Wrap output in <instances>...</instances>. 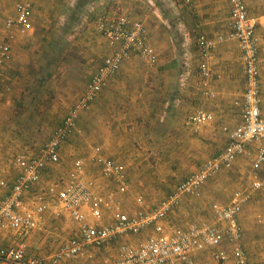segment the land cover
I'll list each match as a JSON object with an SVG mask.
<instances>
[{"label": "crops", "instance_id": "0c3cea01", "mask_svg": "<svg viewBox=\"0 0 264 264\" xmlns=\"http://www.w3.org/2000/svg\"><path fill=\"white\" fill-rule=\"evenodd\" d=\"M23 1L1 0L0 2V43H7L11 51L10 60L0 67L2 72L0 87L6 79L5 74L7 68H10L9 64H15L17 62L15 57H19L17 55L18 51L14 47V43L15 45L17 43L11 40V37L15 35L19 38L20 35L18 34L20 32L14 26L7 25V20L16 17L15 6L17 3ZM71 1L33 0L28 32L25 34L21 33V35L24 37L32 36L36 28V25H34V13L37 14L38 7L40 8L39 15L42 19L46 20V17H49V13L52 10L53 13L56 11L54 4H63L66 7ZM183 2L189 4L187 7L188 14L180 16L186 21H191V23L187 22L189 29L195 24L196 28L200 26L204 31L191 30L194 31V38L192 40L187 38L186 41L188 40L191 48L195 47L196 50L194 56L191 57V49L187 54L189 48H186L185 56L188 59L191 57L192 61L190 59V62L188 61L186 64L183 63L181 65L182 63L175 61L174 57L164 58V53H169L172 47L171 39L167 35L168 32L165 31L166 23L162 21L163 24H160V27H158V22V26H154L150 22L158 9V5H156L157 7L155 6L154 10L153 7L148 5L147 12L143 1L141 3L144 7H140V3L131 0L117 1V5L119 6L120 4L118 8L120 11L117 9L119 11V15L117 16H124L131 21L143 23L147 31L148 42L154 49L156 56L157 53L159 55L158 61L156 60L157 66L152 67V63H149L145 59H138L136 55L131 59H125L121 63L118 72L109 79L106 86L92 102L90 108L80 114L77 126L80 130L79 133L72 135L63 143L60 149L61 160L66 147H68L69 143H74L71 141L75 140L76 145L72 147L74 157L68 159L65 167L56 168V172L63 170L68 175H66V179H62L63 184L76 173L74 163L77 159H80L83 166L78 176L84 180H92L95 185L94 190L98 194L112 195L119 199L122 204V210L129 215L140 209L135 202L138 195L149 197V199H158L163 195L168 197L176 190L183 179L196 172L205 161L221 153L227 142L225 131L232 129L240 121V107L235 106L234 103L242 97L245 88V76L238 44L235 41L225 39L231 30L230 6L227 0H183ZM244 3L248 15L259 20L255 29V35L258 39L259 57L262 62L260 96L262 104H264V21H262V19L264 20V0H244ZM128 5L129 7H127ZM95 10L97 13L102 10L112 12V6L109 4V0H106L105 4L98 0ZM57 11L59 10L57 9ZM9 13L13 14V17L9 18ZM189 13L194 18H190ZM59 14L61 15V12ZM178 14H181V12L178 11ZM156 16L159 17L158 14ZM56 18L62 19L63 16L58 17L57 14L52 20ZM2 21L4 25H2ZM90 29L91 25L80 32L82 29L79 26L76 31L77 33H74L76 37L80 36L83 39H90L88 43L96 45L99 48V50L93 51L95 53L93 56H87L84 64L81 63L79 65L78 75L73 76V73L77 70V66L75 62L71 66V60L69 59H51L48 61V66L52 67V69L57 68L64 74L67 71L66 67H68L69 73L66 79L70 82L68 81L65 89H71L70 86H72L74 81L79 82L74 85L75 88L73 90L71 89L75 92L72 97L75 101L82 95L86 83L96 73L104 58L111 53V48L106 39L101 34H99L101 37L99 35L96 36L95 33L92 34ZM65 31V34H68L70 28L68 27ZM181 32L183 36L187 35V31L183 27L181 28ZM200 36H204L214 43V47L207 53L200 52L197 47L196 42ZM76 37H73L74 39L67 44L66 50L72 48L73 42L77 41ZM218 37H223V41H218ZM194 41L195 44H192ZM101 42L104 44L103 47L100 46ZM89 44H85L86 48L89 47ZM105 47H107V53L102 54L100 51L105 50ZM40 49V51L37 49L36 52L42 51L46 54L47 49L45 47ZM48 52L49 54L54 52L52 47ZM94 56L98 59L102 56L100 63L96 65L97 68H95ZM37 62L40 63L38 60ZM201 63H205L208 68L209 76L207 78L201 76L199 69ZM18 68L21 69V65ZM69 68L72 70H69ZM199 80L202 81L205 90L214 91V96L208 98L214 99L208 102L207 108L205 107L206 110L211 111L213 119L197 133L187 123V116L196 109L203 110L201 105L196 104V101L202 102V98L198 97L197 92V82ZM16 97L17 94L7 86H5V89H0V175L3 178L8 177L7 180L9 181L14 179L18 173V169L14 165L15 171L7 165L4 153L8 152V147H28L17 139L19 135L17 136L16 134L20 130L15 129V125L13 124L15 120L12 114L14 110L13 108H9V106H12V100ZM202 104L205 106L206 103L202 102ZM62 119L63 117L59 121V124H61ZM59 124L56 125L55 129ZM72 137L73 139H71ZM37 152L35 149L31 152L35 155L27 157H40V152L38 154ZM75 153L77 154L76 157ZM99 158L113 160L123 167L129 184L126 192L120 193L111 180L101 175L99 171ZM241 159L246 158L242 156L238 157L231 166L233 168L231 172L234 173L235 178L238 180L245 178V175L251 171L250 174L252 173V175L248 179L252 182L254 171L251 168V161L249 159L250 170H247L245 168L246 163ZM49 166L52 165H48L47 169L43 172L39 183L35 186L36 189H45L47 185L57 182L56 179L52 181L53 178H56V175L49 172ZM231 167L222 170L220 173L224 171L230 172L228 170H231ZM220 173L208 180L205 185L216 182V177ZM42 184L45 185L42 186ZM217 188L220 189L221 185ZM246 190L247 188L237 189L236 191ZM202 191L203 188L196 197L208 196L211 198L213 196L212 192H215L213 190L209 194L205 193L202 195ZM6 193L7 191L0 187V200ZM182 197L184 198V196ZM249 202L243 205L238 215V222L243 230L247 226L257 229L260 226L255 224L252 214L256 209ZM214 203L223 205L217 203V201ZM143 209L144 211H148L145 199ZM84 213L87 220L97 226L111 222V215L107 211H104L102 219L98 221L94 220L87 211H84ZM67 218L70 224H67ZM39 220L44 228L43 231L33 232V236L28 237V254L31 256H45L52 253V248H55L54 240L58 238L64 240L69 237L79 236L77 224L73 223L66 214L55 217L52 215L49 207ZM164 220L165 218L161 221L163 231L167 234L173 232L175 227L166 226L165 222H163ZM129 235L120 237L101 249H91L94 254V258L91 260H80L68 264H101L102 257L116 256L117 247L120 243L137 245L143 241L132 242L130 240L133 238H130ZM245 237L246 233L244 234L243 231L241 242L243 248ZM19 238V236L17 237V235H14L10 231H3L0 234V246L12 245L17 240H20ZM217 248L227 251L230 259H232L229 245L222 243ZM204 251L210 252L212 256L213 249Z\"/></svg>", "mask_w": 264, "mask_h": 264}, {"label": "built area", "instance_id": "2783aa9c", "mask_svg": "<svg viewBox=\"0 0 264 264\" xmlns=\"http://www.w3.org/2000/svg\"><path fill=\"white\" fill-rule=\"evenodd\" d=\"M188 1V0H185ZM1 2V0H0ZM33 0L16 4V17L7 20L25 34L29 29V16ZM230 6V32L225 37L235 41L241 51L244 65L245 88L240 100L234 103L240 107V122L226 132L227 142L221 153L205 161L200 168L183 179L176 190L151 211H144V197L135 199L140 207L132 215L122 210L119 199L112 195L98 194L92 180L78 176L82 161L74 163L76 173L64 184L53 182L45 189L38 190L43 172L48 165L60 161V149L72 135L79 133L78 119L87 111L97 95L119 70L121 63L131 55H138L149 63L157 60L154 49L148 42L146 28L140 21H131L124 16H100L95 20L96 30L106 39L111 53L106 56L96 73L86 84L82 95L71 105L61 124L53 131L43 147L40 157L30 158L19 155L14 161L18 169L12 181L0 175V187L7 191L0 200V234L10 231L20 240L12 245L0 246V262L5 264H68L80 260H91V249H101L120 237L137 235L149 226L153 233L141 243L132 245L120 243L115 257L104 256L101 264H197L196 253L213 249L212 256L219 264H228L230 255L219 247L222 243L230 246L233 264H249L241 245L243 229L238 215L243 205L250 200L252 191L262 192V215L258 222L264 224V182L253 175L250 192L235 191L229 204H212L211 210L221 226L207 222L193 221L184 229H175L167 234L161 221L179 204L182 195L196 196L205 183L232 166L242 156L251 161L254 172L264 165V104L260 96V75L262 62L259 57V43L255 35L258 19L247 13L244 0H227ZM223 41V37H218ZM200 52L207 53L214 47L213 41L200 36L197 39ZM11 57L10 46L0 43V67ZM203 78L209 76L205 63L199 65ZM2 72L0 69V79ZM204 96L212 97L213 92L205 90ZM213 119L209 111L196 109L187 116V123L199 130ZM100 173L111 180L117 190L124 193L129 184L123 167L110 159H98ZM55 217L66 214L78 225L79 236L69 237L59 243L55 250L45 256H31L25 236L43 231L40 217L47 208ZM84 211L96 221L102 219L104 211L111 215V222L95 225L87 220Z\"/></svg>", "mask_w": 264, "mask_h": 264}, {"label": "rangeland", "instance_id": "374dc122", "mask_svg": "<svg viewBox=\"0 0 264 264\" xmlns=\"http://www.w3.org/2000/svg\"><path fill=\"white\" fill-rule=\"evenodd\" d=\"M97 1L98 0H72L69 5H66V7L63 6V4H54V8H56V11L53 13L52 10L49 13V17H46V20L42 19V17L39 15L40 8L38 7L37 14L34 13V25H36V28L34 29L32 36L24 37L21 35V33H19L18 35H20V37L18 36L19 38H17L15 35H12L11 40L17 43L16 45L14 43V47H16V50L18 51L17 55L19 57H15V60H17L15 64H9L10 68L8 67L6 70V79L4 80V84L2 82L0 89H5V86H7L9 89L13 90L17 94V97L12 100V106H9V108H13L14 110L12 114L14 115L13 118L15 121L13 124L15 125V129L20 130V132L16 134L17 136L19 135L17 139H19V142H21L23 145L28 147H8V152L4 153V158H6L7 165L11 169L15 170L14 161L17 156H34L35 154H32L31 152L35 149L38 151L37 154L39 152V154H41L43 146L51 137L56 125L59 124L61 118L65 116L71 105L74 103L75 100L72 97L75 92L72 90L73 88H75L74 85L79 82H73L72 86H70L72 90L68 88L65 89L66 84L69 81L68 79H66L69 73L68 67H66L67 71H65L64 74L59 69H52V67L48 66V61L51 59H69L71 60V66L72 63L75 62L77 66V70L73 73V76L75 77L79 74V65L81 63L84 64L86 62L87 56H93L95 54L93 53V51L99 50L96 45L88 43L90 39L87 40V38L83 39L80 36L76 37L74 35V33H77L76 31L79 26L80 29H82L80 32H82L83 30L88 28L89 25H91L90 32L92 34L95 33L97 36L100 34L95 27V20L98 17H115L119 15L120 10L118 8L120 7V4L119 6L117 5L118 0H109V4H111L112 6V12H109L108 10H102L100 11L101 13H97L95 10ZM99 1L105 4L106 0ZM131 1L140 3L139 6L144 7V5L141 3V1H143L147 8V12L149 7L148 5L153 7V10L155 6L158 5V9L153 15L152 21L150 22L154 26H158L159 23L158 27H160V24H163L162 21L166 23L165 31L168 32L167 35L171 39L170 41L172 47L169 50V53H164L165 59L174 57L175 61H179L182 63L181 65H183V63L186 64L188 61L190 62V59L192 61L191 57L194 56L196 48H191L190 42L188 40L186 41V39L190 38L192 40V38H194V31L191 30H204L200 26L196 28L195 24L192 25L189 29L188 23H191V21H186L180 16H186L188 14V3H184L183 0ZM127 7H129V5ZM57 9L59 11H57ZM178 11H180L181 14H178ZM59 12H61L63 18H56L52 20V18L55 17L57 14L58 17H61ZM156 14H158L159 17H157ZM126 15H128V13H126ZM189 15L190 18H194L191 13H189ZM8 17H13V14L9 13ZM262 21L264 20L262 19ZM192 22L194 23L193 20ZM2 25H4V22L2 23ZM68 27L70 28V32L68 34H65V29H68ZM182 27L184 28V30L187 31L186 36H183L181 32ZM73 37H76L75 39H77V41L73 42V45L71 46L72 48L66 50L67 44L70 43L72 39H74ZM86 43L89 44L88 48H86ZM193 43L195 44V41L192 42V44ZM100 46H104L103 42H101ZM42 47H45L47 49L46 54H44L42 51L38 53L36 52L37 49H39L40 51V48ZM51 47L54 52L49 54L48 50H51ZM186 48H189V50H187ZM185 49L187 50V54L191 49L192 54L190 53L191 57L189 59L185 56ZM100 52L102 54H106L107 47H105V50ZM133 56L135 55H131L128 59H131ZM101 57L98 59L96 56H94L95 68H97L96 65L100 63ZM136 57L138 59L144 60L138 55H136ZM157 58H159L158 53ZM37 60L40 61V63H38ZM156 63L157 62L151 64V66H157ZM19 65H21V69L18 68ZM69 70L72 69L69 68ZM197 83L198 89H196L198 90V97H201V101L206 104L204 106L200 101H196V104L201 105L203 110L211 112L210 110H206L205 107L207 106L208 102H210V100L214 98L208 99L210 97L204 96L205 86L200 80ZM212 92L214 91L212 90ZM4 107L6 108L5 105ZM203 127H201L199 130H195L194 128L192 129L195 132L199 133L203 129ZM71 139H73V137ZM71 142L74 143H69L68 147H66V151L65 153H63L60 162L55 165L49 166L48 168L50 169V173L56 175V178H53L52 181L56 179L57 182H59L63 181L62 179L67 178V174L64 173L63 170L60 171L61 173L58 171L56 172V168L65 167V164L67 163L68 159L74 157L72 147L76 144L75 140ZM76 156L77 154L75 153V157ZM244 158L246 159L241 160L246 163L245 168L247 170H250L249 158L246 156ZM232 170L233 168L231 170H228L230 171L228 173L227 171L220 173L221 176L218 175V177H216V182L208 183L202 187V195H204L205 193L209 194L210 192L215 190V192H212L213 196L211 198H209L208 196L196 197L195 195H182L184 196V198L182 196V198L180 197L179 204L177 205V207L165 216V220L163 222H165L166 226L171 228L175 227V229H184L188 226V224L193 221L207 222L221 226L222 223L217 222L214 218L212 210L210 209L212 206L211 204H214V202L216 201L217 203L223 204L222 206H225L227 203L229 204L232 198L231 195L237 189L247 188L246 191L250 192L251 181L248 178L250 175H252V173L250 174L251 171L245 175V178L237 180L235 178L236 176H234V173L231 172ZM253 175H256L259 179L264 181V165L260 170L254 172ZM43 185L45 184H42V186ZM220 185L221 188H217ZM169 190L171 191V189ZM164 197H166V195H163L162 197L160 196L158 199H149V197H144L146 201V208L148 209V211H151L156 206H158V203L160 204V201ZM226 198L227 200H225ZM249 201L248 202L253 206V208L256 209L252 214L255 224L257 226H260H258V229L251 226H247L246 229L244 228L243 231L244 234L246 233V237L244 238L243 249L246 253L249 264H264V224L258 222L257 220L258 217L262 215V192L252 191ZM66 220H68V218ZM67 224H70L69 220ZM152 230L153 228L149 226L137 235H129L130 238H133L130 241H142L153 233ZM31 234L25 236L27 245H29V243H27L29 240L28 237L33 236V233ZM60 239L61 238L54 240L55 248L59 245L61 241H63ZM223 247L225 248V246ZM55 248H52V251H54ZM196 254L197 255L195 256V259L197 264H219L214 261L211 256V253L208 251H203L202 253L198 252ZM0 264L4 263L0 262ZM228 264H233L232 259L228 261Z\"/></svg>", "mask_w": 264, "mask_h": 264}]
</instances>
